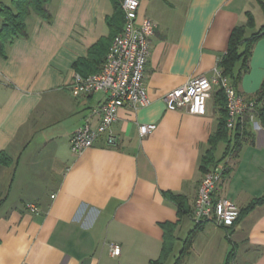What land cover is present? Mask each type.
Returning a JSON list of instances; mask_svg holds the SVG:
<instances>
[{
	"label": "crops",
	"instance_id": "obj_1",
	"mask_svg": "<svg viewBox=\"0 0 264 264\" xmlns=\"http://www.w3.org/2000/svg\"><path fill=\"white\" fill-rule=\"evenodd\" d=\"M254 3L140 0L138 17L156 24L145 69L150 102L119 108L114 145L102 135L80 153L71 150V135L103 94H77L69 84L74 63L108 35L111 1L51 0V21L34 13L27 18L28 36L8 44L0 59V152L11 160L0 163V264H150L159 256L161 223L179 219L162 191L183 194L192 205L203 176L200 159L219 115L213 93L203 115L170 110L163 96L214 73L232 28L245 22ZM263 80L264 37L255 42L237 89L254 96ZM141 123L156 128L140 136ZM245 128L236 154L224 153V142L214 153L229 169L215 196L239 209L264 192V127L257 118ZM194 225L182 219L176 243ZM113 245L120 247L115 256ZM227 258L229 264H264V203L231 227L205 223L185 264H225Z\"/></svg>",
	"mask_w": 264,
	"mask_h": 264
},
{
	"label": "built area",
	"instance_id": "obj_2",
	"mask_svg": "<svg viewBox=\"0 0 264 264\" xmlns=\"http://www.w3.org/2000/svg\"><path fill=\"white\" fill-rule=\"evenodd\" d=\"M140 0H122L124 13L122 29L114 36L105 60L97 73L82 76L75 72L69 89L77 94H103L100 103L91 108L83 124L71 135L70 148L80 153L92 146L102 135L107 145L116 143L112 129L121 107L133 109L149 104L150 99L145 85V69L150 52V37L156 24L148 17H138ZM220 85L226 96V127L233 134L237 123L245 117L255 121L257 104L254 96L243 95L229 78L216 66L210 76H197L187 83L167 91L164 96L166 107L170 110H183L190 114L203 115L207 101L216 86ZM96 116L95 124L92 117ZM155 123H141L140 136L155 130ZM224 163L219 162L205 172L197 188L196 199L191 208V218L195 223H212L229 226L239 215L238 207L226 198L215 196L217 184L222 178ZM31 211L37 207L29 204ZM118 245L112 246V255L119 253Z\"/></svg>",
	"mask_w": 264,
	"mask_h": 264
},
{
	"label": "trees",
	"instance_id": "obj_3",
	"mask_svg": "<svg viewBox=\"0 0 264 264\" xmlns=\"http://www.w3.org/2000/svg\"><path fill=\"white\" fill-rule=\"evenodd\" d=\"M112 4V13L106 17V23L109 28L107 36L101 38L93 45L87 58L79 59L74 63L75 72L82 76L97 73L112 43L114 36L122 29L124 23V13L121 7L122 0H110ZM260 6L264 15V0H255ZM51 0H11L9 4L0 1V59L5 58L6 47L14 40L28 36L27 18L36 14L46 21H51L52 13L49 10ZM245 22L235 25L229 35L228 45L225 52L220 56L217 66L221 69L223 75L227 76L230 82L237 87L241 77L249 70V61L255 42L264 37V23L256 27L255 17L250 10L245 11ZM257 104V117L264 127V80L254 95ZM214 103L218 108V118L215 130L208 137V148L203 153L199 163V170L204 174L214 165L221 162L223 156L216 159L215 150L219 142L226 144L224 153L232 152L236 154L242 141L245 139V125L248 118L245 117L242 122H238L233 132L230 134L226 127L227 109L226 96L223 88L218 85L213 92ZM10 157L4 152H0V163L7 165L10 163ZM228 167L224 166L222 178L228 175ZM165 198L171 201L176 209L179 219L176 222L166 221L161 223L163 229V240L160 254L156 259L150 260V264H165L170 256L174 255L177 236L175 230L179 222L184 218H189L191 206L183 194L173 193L170 190H163ZM264 203V192L259 197L252 199L246 206L240 208L239 218L253 209L256 205ZM204 226V223L195 224L188 235L182 241V247L175 255L172 264H185V259L193 244L198 231ZM234 251V249H233ZM232 253L230 252L229 255ZM234 254V252H233ZM225 264H229V259Z\"/></svg>",
	"mask_w": 264,
	"mask_h": 264
},
{
	"label": "rangeland",
	"instance_id": "obj_4",
	"mask_svg": "<svg viewBox=\"0 0 264 264\" xmlns=\"http://www.w3.org/2000/svg\"><path fill=\"white\" fill-rule=\"evenodd\" d=\"M54 1V0H53ZM257 4L254 3V8H250L251 11H253V13L255 14V19H256V27H259L260 25H262L264 23V15H263V12L262 10L260 9V7H258V5L256 6ZM255 99V98H253ZM258 117H256L257 119ZM222 161V160H221ZM225 166V165H224ZM222 179V178H221ZM197 194V193H196ZM219 198H225V197H219ZM196 199V197L194 198V200ZM227 199V198H226ZM193 200V202H194ZM229 200V199H228ZM193 204V203H192ZM191 208H192V205H191ZM239 209V208H238ZM239 213H240V209H239ZM185 219V218H184ZM189 219H191L193 221V219L191 218V211H190V214H189ZM239 220V215L238 217L234 220V222L229 225V226H220L222 228H227V227H231L234 223H236L237 221ZM194 222V221H193ZM194 224H197L194 222ZM205 224V223H204ZM186 236V231L182 230L180 233H179V237L181 238L180 241H177L176 243V250H174V255H172V257L170 259H168V261L166 262V264H172L173 261H174V257L176 255V252L179 251V249L182 247V238H185ZM111 251H112V247H111ZM176 251V252H175Z\"/></svg>",
	"mask_w": 264,
	"mask_h": 264
}]
</instances>
